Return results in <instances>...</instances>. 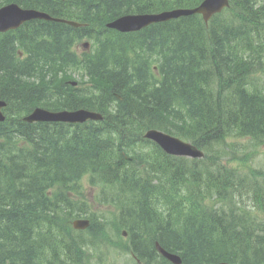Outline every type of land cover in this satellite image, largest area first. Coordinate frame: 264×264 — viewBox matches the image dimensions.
<instances>
[{"label":"trees","instance_id":"1","mask_svg":"<svg viewBox=\"0 0 264 264\" xmlns=\"http://www.w3.org/2000/svg\"><path fill=\"white\" fill-rule=\"evenodd\" d=\"M12 1L25 7L37 6L46 10L43 1L48 8L53 7L52 0ZM259 1L261 3L256 0H232V13L236 22L241 25L239 28L222 21L220 24L217 19L207 28L200 20L193 19L188 23L182 20L181 23H168L152 29L151 35L145 38L143 44L155 46L157 49L160 76H155L159 79L163 77L159 89L152 90L149 85L147 76L153 73L148 60L142 62L139 72L144 77L134 85L135 93L123 79L117 84L132 96L134 111H140L139 116L145 125L143 131L153 128L154 125L169 126L178 133L180 130L190 129L188 136L192 138L193 143L208 151L213 149L214 143L219 142L216 144L219 145L228 137H252L264 141V99L253 87L251 90L246 87V84H249L247 79L259 59L254 55V50L257 49L255 36L248 33L246 28H252L261 38L264 37V0ZM200 2L201 0H119L111 3L107 0L106 4L114 17L128 12L194 6ZM51 26L46 24L37 31L54 36L56 32ZM231 39L236 43L232 45ZM262 49L264 51V41ZM258 64L263 63L260 60ZM17 72L12 64L0 67V97L8 99L18 107L20 98L23 102L25 99L34 100L36 93L27 91V86L16 79ZM210 79L219 84L217 98H221L217 100H213L214 81L211 83ZM185 82L188 87L184 86ZM196 82L200 83V87L206 88L205 98L201 96L202 90H199ZM105 84L110 86L108 82ZM59 94L63 99L67 96V91H60ZM152 97L155 100H152ZM94 101V104L90 101L89 106L101 108L106 121L112 125L107 144L114 143L113 136L116 132L120 134L122 129L118 130L112 124L120 114L113 105H119L121 102L116 97L105 100L95 94ZM59 103L77 107V104L83 102L61 100ZM23 108L25 107H14L10 122L6 126H0V164L4 170L0 175V186L2 184L7 187L5 192H9L2 195L5 200L0 199V248L11 249L9 254H0V264H72L79 241L77 238L81 237L82 233L73 231L70 225L74 218L82 215L83 210L78 207L71 193L78 190V181L82 176H75L74 184L70 187L64 178L37 184V178L41 177L40 171L35 178L24 168H20L16 162L19 150L12 145L27 140L26 144L34 147L35 155H41L44 153L42 148L50 150L52 143L62 140L66 144V152L69 153L66 164L71 170L89 153L95 154L104 163L123 158L115 155L100 156L90 141L80 143L79 147H76V141H66V136L61 132L63 126L60 125H39L40 130L37 131L20 121V118L31 110V107L22 110ZM224 113L228 115L230 123L223 120ZM129 121L133 120L124 117V128L132 131L131 124L128 125ZM27 129L30 130L29 133L26 132ZM141 131L134 129L132 136L140 137L143 133ZM153 153L157 157L161 155L157 149H154ZM142 154L144 152L134 165L129 166L136 177L142 176L143 178L139 179L151 187V192L146 195L134 194L130 197L136 208L135 210L133 207L134 220L139 222L143 215L147 216V220L140 224V232L135 226L128 227L131 237L134 238L131 248L134 255L145 248L153 247L152 240L167 244L172 239H177L180 245L171 252L179 254L183 264L192 260L189 251L197 253V260H193L199 264H217L221 261L231 264H264L263 222L249 223L244 214L229 220L233 214H228L224 207L209 208L208 218L202 221L199 219L198 210L205 206L204 200L215 193L226 196L221 174L215 176L207 172L204 177L197 167L190 169L180 160L174 159L175 164L180 166L176 167L172 164L174 162L165 160L170 158L163 157L156 159L155 166L159 169L157 173L160 178L159 185L153 186L149 181L151 174L147 171L149 164L144 162L145 155ZM16 168H20L34 179V184L39 186L37 189L40 199L37 200L46 201L47 208L35 210V207L29 206L33 204L31 200L21 199V194L27 190L23 187L25 185L19 183V178H15V174L18 175ZM27 168L29 170L35 167L28 164ZM89 168L96 173L94 165ZM54 171L55 166H52L50 172ZM178 175L183 179L188 178L191 183L181 189H171L169 184L170 189H166L167 183H172V179ZM213 179H219L220 184H214ZM8 199L11 200L7 201ZM148 200L152 201L149 203ZM22 216L24 218H21ZM22 220L32 225H35L36 221L41 222L32 234L28 235L15 232L17 224ZM167 232H173L174 237L165 235ZM194 233L197 234V239ZM39 251H44L48 256L42 255L40 259ZM189 254L191 256L186 257ZM158 264L169 263L164 259Z\"/></svg>","mask_w":264,"mask_h":264},{"label":"bare ground","instance_id":"2","mask_svg":"<svg viewBox=\"0 0 264 264\" xmlns=\"http://www.w3.org/2000/svg\"><path fill=\"white\" fill-rule=\"evenodd\" d=\"M118 1L119 0H109V2L111 3ZM99 3L100 2H92L86 5L85 7H94L99 5ZM7 41V39H0V67H6V65L9 63V59L7 56ZM108 47L118 49V47L114 44H110L108 45ZM103 60L106 61L104 57ZM110 68V64L106 62L103 67V71L107 72L110 70ZM123 68L127 69L128 67L126 65H123ZM131 77L134 78L135 74L131 73ZM123 80L128 83V86L134 92L135 87L130 82H128V80ZM246 87L251 90L253 86H251L250 84H246ZM121 97V104L113 105V107L116 108L120 112V114L116 119L112 121V124L115 125L118 130L122 129L121 133L117 136L114 143L112 142L107 144V140L109 139L108 136L112 131V125L108 121H101L83 131L79 130L78 125H66L61 128L62 134L66 136V141H76V147H79L80 143L85 144L90 141L93 147L96 148L97 154H99L100 156L115 155L118 158H124L125 147L129 139L132 137V132L129 128H124L125 123L123 122V120L124 117H127L129 120H133L135 118V103L134 100L131 99L132 96L130 95H121ZM219 98L221 97H218L215 100ZM152 100H155V98L152 97ZM32 106H34V100L25 99L23 102V99L20 98V104L18 105V107H26L28 109ZM223 120L227 123H230V119L226 113H224L223 115ZM30 126L37 131L40 130V126L35 123L31 124ZM29 131V129L26 130L27 133H29ZM27 142V140H23L20 142H16L12 146L19 150V152L17 153L18 159H16V162L20 168H24L32 177L35 178L37 177L40 171L39 174L41 175V177L40 179L37 178V184H43V182L46 181L50 183L55 178H64L68 181V185L70 187L73 184V179L75 176H83L87 173L90 174L91 177L96 181L98 177V179L101 181L119 185L122 191L127 192L129 194L146 195L147 193L151 192V187L147 183L142 182L138 177H136L133 174L131 168L123 160L119 159L115 162L104 163L101 162L95 154L89 153L86 157L79 160L73 170H71L70 166L66 164V161L69 157V153L66 152V144L64 141L58 140L55 144L52 143L50 150L42 148L44 153H42L41 155H35L34 147L28 146L26 144ZM148 154H151V151H148ZM28 164H32V166L35 168L28 170ZM93 165L95 166L96 173L89 168ZM52 166H55L54 173L50 172ZM20 168H16L19 177L17 174H15V178H19V183L21 185H25L23 187L27 190L21 194V199L31 200L33 204L29 206H31L32 208L35 207V210L47 208L48 204L46 201L40 202L37 200L40 199V194L37 189L39 186L34 184V179L31 178L29 175H26L25 172L22 171ZM3 172V167L0 164V175ZM182 179L183 177H180L178 175L177 178L172 179V183H167L166 189H170L169 184L171 185V189H174V187H178L181 189L191 183L188 178H185L183 180ZM213 183L220 184V181L219 179H217V181H214L213 179ZM5 190H8V188L1 184L0 199H4L2 195L9 193L5 192ZM123 198L131 200L125 195H123ZM10 200L11 199H8L7 201ZM151 201L152 200H148L149 203ZM241 202H245L248 205L253 204L254 206L258 205V207H264L263 184H258L252 190L245 191ZM143 204H145V200L143 201ZM23 211L25 212V210ZM208 215V206H203L198 210V216L201 221L202 219H207ZM237 216L238 213L236 212L231 216L229 220H233ZM142 217L143 218H141V220L137 222V227L142 224V222L147 220L146 214ZM21 218H24V216H22ZM130 220L131 218H127V216H125L124 220L121 221V225H127ZM40 222L41 221H36V224L32 225L28 221L22 220L17 224L15 232H24L28 235H31L34 229L39 226ZM165 235H171L174 237L173 232H167ZM193 235L196 237L197 234L194 233ZM82 244L83 241L77 242L78 246H81ZM179 245L180 243L177 239H172V241L167 244L159 243L153 247L145 248L142 251L138 252L134 258L140 264H158V262L164 260L166 255L172 253V250L177 249V246ZM10 252L11 249H9L8 247H4V249L0 248V254L6 255ZM189 252L192 255V260H190V262L188 263L186 262L185 264H199L197 263V261H194L197 260V253H193L191 251ZM190 254L186 257L191 256Z\"/></svg>","mask_w":264,"mask_h":264},{"label":"rangeland","instance_id":"3","mask_svg":"<svg viewBox=\"0 0 264 264\" xmlns=\"http://www.w3.org/2000/svg\"><path fill=\"white\" fill-rule=\"evenodd\" d=\"M232 10V9H231ZM225 13H230L231 11H227ZM227 14H224V17H227ZM233 18L234 15H233ZM116 57H119L118 54L115 55ZM154 64V62H152ZM113 73L116 71L111 70ZM263 72L258 73L259 75H262ZM211 83L214 81L213 79H210ZM256 81L259 80L258 77L255 78ZM218 87L219 84L217 81L213 82L212 89H213V100H215L218 96ZM11 106V105H10ZM219 142H216L213 144L216 145ZM222 144V152L229 155L238 156V158L232 160L230 156L226 155L222 159H226L229 164L233 167V170L230 173L231 176L236 175V177H240V175L244 176L245 179H250L254 182V180L260 181V184H263L264 188V146L260 145L258 148H253L251 146H247L246 142L243 140H239V138H227L226 141L221 142ZM242 147H238V146ZM212 146V147H213ZM231 147V151L229 152L228 148ZM215 152V157L212 154H208L206 156L207 161L210 163V160L215 161L217 150H212ZM148 154V151H146ZM219 167L222 168L220 164H218ZM226 173V175H227ZM225 175V176H226ZM224 178V177H223ZM118 186L116 185L113 187V191L118 190ZM90 190L87 188V194L90 195ZM231 191H227L226 195L229 196ZM92 196L96 197V193L94 195V191L91 192ZM128 194V193H127ZM72 196L81 198L80 201H85V204H83L82 209L84 211H87L88 214L94 215L96 212H101V214H106V216H109V211L113 212L115 215L116 212L112 208H108V206L104 205L102 206L99 200L96 202L94 201V198L88 197L85 193L79 192V191H73ZM91 196V197H92ZM130 196V194H129ZM132 197V196H130ZM243 197V196H242ZM242 197L239 200L238 208H242L245 212H247L249 218L256 219L255 222L258 224L259 221L264 222V207H258V205L254 206L253 204L248 205L247 203H243ZM93 199V200H92ZM214 199V198H213ZM135 208V205L133 206ZM136 210V208H135ZM135 213H129L127 218H131L133 220ZM259 220V221H258ZM137 221L133 223V226H136ZM93 226V225H92ZM140 232V225L137 227ZM108 236L105 240H109L112 243L116 244L117 246H113L110 243L104 242L103 239V228L100 225H94L93 229L91 230V234L93 237L97 238L95 242L93 243L92 247L90 248L88 255L90 257V251L93 250L94 254L91 255V259L89 264H140L138 261H136L131 255L130 252L127 250H131L133 247V240L130 235H128V232L123 228H118L115 225L108 226ZM124 231L126 235L124 234ZM156 230L154 231V233ZM153 233V234H154ZM163 233V232H162ZM84 237L86 238L87 235L84 234ZM50 240V239H49ZM47 242V241H46ZM105 246H104V245ZM44 252V251H43ZM42 251L38 252V256L41 259L42 255L44 254ZM78 250H76V253ZM126 253L129 254L127 256ZM81 262H83V258L79 256ZM86 264V263H85Z\"/></svg>","mask_w":264,"mask_h":264},{"label":"water","instance_id":"4","mask_svg":"<svg viewBox=\"0 0 264 264\" xmlns=\"http://www.w3.org/2000/svg\"><path fill=\"white\" fill-rule=\"evenodd\" d=\"M228 6V1L227 0H205V2L202 4V6L198 9L195 10H191V11H175L172 13L169 12H164L162 14L156 15V16H148L151 17V19L153 18H157L158 21H165L168 18H175V17H179L182 15H189V14H193V13H201L204 16V19L206 21H208V19L215 14L216 12H220L222 11L223 8ZM27 16V12H21L18 8L15 7H10V8H6L3 9L2 11H0V28L5 31L8 30L11 27V24L13 23V20H17V21H23L26 19ZM140 18H129L127 20H124L122 22V26L126 29V30H138L140 29L142 26H145L151 22H153L154 20H149L143 23V25H139L138 24V20ZM89 115L93 118V119H97L99 118L97 115L95 114H89V113H76V114H65V119H69V121H74L77 119H83V118H88ZM40 118H45L44 114L42 113H35L31 119H40ZM58 119H62V116H58ZM30 120V119H28ZM154 135V132H149L147 134V136H151ZM196 151H194V155H195ZM75 227L76 228H84L81 227L80 223H75ZM166 257L177 263L180 264V261L177 257L175 256H171V255H166ZM223 264H227V263H223Z\"/></svg>","mask_w":264,"mask_h":264}]
</instances>
